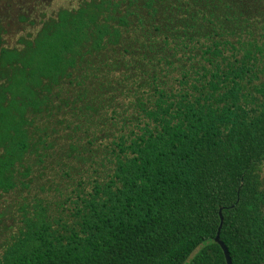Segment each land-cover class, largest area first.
I'll list each match as a JSON object with an SVG mask.
<instances>
[{"label":"trees","instance_id":"1","mask_svg":"<svg viewBox=\"0 0 264 264\" xmlns=\"http://www.w3.org/2000/svg\"><path fill=\"white\" fill-rule=\"evenodd\" d=\"M0 18V264H264V0H81ZM53 187L52 193L50 188ZM21 195V196H20Z\"/></svg>","mask_w":264,"mask_h":264},{"label":"rangeland","instance_id":"2","mask_svg":"<svg viewBox=\"0 0 264 264\" xmlns=\"http://www.w3.org/2000/svg\"><path fill=\"white\" fill-rule=\"evenodd\" d=\"M81 0H0V18L4 30V40L11 45L21 34L27 32L28 24L18 19L20 14L29 16V20L38 23L41 14H50L58 8L72 9L77 7ZM53 187L50 188L52 193ZM19 195V194H18ZM16 193L3 196L0 210L9 206L13 214L7 215L6 223H12L11 218H18L15 210L19 208L20 197ZM21 196V195H20ZM5 240L1 237L0 242ZM1 249V246H0Z\"/></svg>","mask_w":264,"mask_h":264},{"label":"water","instance_id":"3","mask_svg":"<svg viewBox=\"0 0 264 264\" xmlns=\"http://www.w3.org/2000/svg\"><path fill=\"white\" fill-rule=\"evenodd\" d=\"M219 217H220V223H219V226H218V229H217V234H216V237H215L214 241L221 247V249L223 251V254H224V258H225L226 264H232V261H231V258H230V255H229V252H228L226 246L219 239V234H220V230H221L222 223H223L221 212H219Z\"/></svg>","mask_w":264,"mask_h":264}]
</instances>
